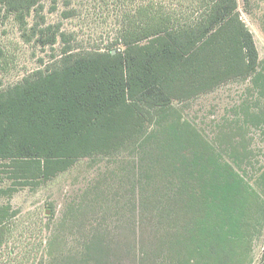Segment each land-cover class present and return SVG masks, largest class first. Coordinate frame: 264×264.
<instances>
[{
	"label": "rangeland",
	"instance_id": "374dc122",
	"mask_svg": "<svg viewBox=\"0 0 264 264\" xmlns=\"http://www.w3.org/2000/svg\"><path fill=\"white\" fill-rule=\"evenodd\" d=\"M157 1L178 14L191 11L190 0ZM41 6L28 19L29 27L35 22L58 26L71 34L69 44L80 50L121 47L115 41V0H71L67 9L74 13L68 19L61 15V0H44ZM237 10L253 35L258 70L264 74V0H238ZM0 46L6 55L0 90L44 69L62 48L59 41L45 48L25 43L17 24L3 15ZM242 79L176 105L188 127L164 123L158 135L133 150L81 160L46 183L16 185L0 161V207L8 205L11 214L0 264L260 263L264 79ZM236 120L241 128L239 149L227 152L228 133ZM166 139L167 150L188 152L182 154V174L171 180L163 177ZM220 155L233 172L217 163Z\"/></svg>",
	"mask_w": 264,
	"mask_h": 264
},
{
	"label": "trees",
	"instance_id": "16d2710c",
	"mask_svg": "<svg viewBox=\"0 0 264 264\" xmlns=\"http://www.w3.org/2000/svg\"><path fill=\"white\" fill-rule=\"evenodd\" d=\"M43 1L0 0V15L12 18L25 43L62 45L51 64L0 90V161L16 185L46 183L81 160L127 153L158 135L164 123L188 127L176 105L242 77L264 79L238 0H190L189 14L169 11L157 0L136 5L115 0V41L121 47L108 50H80L58 26L35 22L29 27ZM61 1V15L68 19L74 13L67 9L71 0ZM5 56L0 46V66ZM240 130L233 121L225 151L239 149ZM166 144L167 139V174L161 175L171 180L182 174L187 151L173 153ZM216 161L233 172L221 155ZM10 217L9 206H1L0 249L10 233ZM258 264H264V248Z\"/></svg>",
	"mask_w": 264,
	"mask_h": 264
}]
</instances>
